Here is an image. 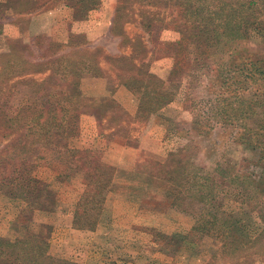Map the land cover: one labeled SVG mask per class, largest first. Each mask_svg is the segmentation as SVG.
I'll use <instances>...</instances> for the list:
<instances>
[{
	"label": "rangeland",
	"instance_id": "1",
	"mask_svg": "<svg viewBox=\"0 0 264 264\" xmlns=\"http://www.w3.org/2000/svg\"><path fill=\"white\" fill-rule=\"evenodd\" d=\"M146 4L136 3L135 11L122 10L116 17V0H97L85 20H75L72 10L61 5L20 17L14 23L0 20V53L6 52L9 43L16 40L32 47L37 60H54L62 55L63 65L57 66L59 72L52 76L61 91L59 103L63 110L56 109L55 116L63 117L64 125L58 129L62 143L67 149L89 150L95 153L92 158L99 157L114 167L113 191L106 195L99 224L93 232L71 228L74 205L84 192L85 180L80 174L68 172L64 179L52 181L59 199L56 211L51 214L35 211L28 224L19 222L23 203L1 196L0 236L15 239L25 229L36 231L39 225L47 224L52 226L49 255L79 264H234V256L220 253L222 239L202 238L193 233L191 217L170 207L173 197L170 190L175 186L147 175L158 170L156 163L164 162L169 153L180 150V166L192 163L202 178L220 165L218 173L209 179L217 197L212 204L219 206H214V211L231 212L233 238H241L245 245L262 231L259 217L261 214L264 217L261 209L264 143L251 147L235 143L228 134L233 135L237 125L264 129V120L258 114L264 108L257 112L238 110L240 102L259 105L264 99L258 97V88L253 84L247 89L243 87L244 94L240 92L231 98L222 93L224 87L220 82L223 77H230L227 61L233 57L252 61L264 71V26L261 30H247L245 39L227 43L224 52L208 51L206 63H201L202 68L194 72L190 69L193 65L190 67L185 60V53L177 47L180 36L173 27L176 19L178 23L180 19L176 3L169 2L168 7L159 11V17L153 18L158 28H153L150 34H141L147 44L143 63L150 75L165 83V93L172 102L136 123L139 94L118 84V77L135 75V71L117 70L112 62L115 57L129 53L135 35L141 32L134 21L137 14L146 10L150 13L146 17L152 19L153 11L159 9L155 4ZM260 15L264 21V12ZM49 42L57 46L48 47ZM188 52L191 58L192 46ZM175 60L179 61L176 65ZM222 62L224 68L220 66ZM17 69L13 67L14 71ZM43 75L47 78L49 72ZM46 89L47 95L55 91L50 85ZM31 95V90L17 87L9 104L10 113L15 114L22 105L33 102L29 99ZM67 96L80 105H70L65 100ZM101 99L109 102L107 108ZM228 102L234 109L232 114L222 113L219 108ZM228 114L236 118V125L224 117ZM41 116L39 122L46 118ZM34 127L39 131L38 126ZM56 130L54 124L49 128V132ZM3 146L0 144V148ZM44 157L47 163L55 160L56 154L47 152ZM188 171L184 170V175L192 179L194 172ZM239 190L245 198L238 201L235 197ZM245 199L249 202L241 204ZM199 204L200 201L196 204L198 209H206ZM170 238L177 244L171 254V247L162 249ZM226 247L229 249L230 245ZM253 252L259 253L253 256V264H264V248L254 246Z\"/></svg>",
	"mask_w": 264,
	"mask_h": 264
},
{
	"label": "trees",
	"instance_id": "2",
	"mask_svg": "<svg viewBox=\"0 0 264 264\" xmlns=\"http://www.w3.org/2000/svg\"><path fill=\"white\" fill-rule=\"evenodd\" d=\"M116 1L115 17L122 10L134 9L135 11L136 3H152L159 8L157 11H153L152 19L146 17L149 11H140L137 14L134 21L136 28H140L141 32L135 35L136 38L132 47H129V53L115 57L112 62L117 70L126 68L135 71V75L118 77V84L139 94V112L134 117L136 123L144 121L150 115L149 113L154 114L172 102L165 93V83L150 75L147 66L143 63L147 44L141 34L142 32L150 34L153 28H158L157 24H153V18L159 17V11L168 7L169 2L176 3L178 15H181L182 18L177 15L180 22L178 23L176 19L177 23L173 27L180 36L176 43L177 47L185 53V60L190 63V67L193 65V68H190L193 71L202 68L201 63H206L208 51L224 52L223 46L227 43L245 39L247 30L260 29L261 26H264V21L260 17V14L264 12V0ZM96 2L97 0H2L0 1V20L14 23L20 17L37 11L54 10L60 5L61 8L71 9L75 20H85L89 11L96 6ZM148 14L150 15V13ZM160 24L159 27L162 26V23ZM47 45L48 47L57 46L56 44L52 45V42ZM190 46H192L191 58L188 52ZM43 55L47 56L46 53ZM61 58L62 55L55 57L54 60H37V55L32 47H26L22 41L16 40L9 43L6 52L0 53V144H4L0 148V197L5 196L21 201L23 207L20 211L19 219L21 221L19 222L28 224L35 211L51 214L58 208L59 199L52 187V181L64 179L68 172L80 174L85 180V188L74 205L71 228L93 232L99 224L106 195L113 191L114 167L104 163L99 157L92 158L95 157V153L89 150L67 149L62 143L63 138L58 129L64 125L63 117L56 118L55 116L56 109L63 110L59 103V92L61 93V91L58 89L56 80L52 77L57 76L59 72L56 67L63 65ZM227 62L229 64L227 72L230 77L228 79L223 77L220 82V85L224 87L222 93L231 98L239 96L240 92L245 93L243 87L247 89L253 84L258 88V97L264 99L263 69L257 67L252 61H246L243 57L237 59L233 57ZM178 63L179 61L175 60V65ZM15 66L18 68L17 71L13 70ZM220 66L224 68L225 63L222 62ZM61 69L64 72L65 68ZM46 72H49L47 78L43 75ZM230 80L232 81L230 82ZM47 85L55 88L52 94H46ZM20 86L31 90L33 95L29 99L32 98L33 102L22 105L17 113L11 114L9 110L11 97ZM55 99L58 102H52ZM65 100L70 105H80L79 101L68 96L65 97ZM101 100L103 103L106 102L103 106L107 108L109 102ZM245 102H240L238 110L241 113L252 110L257 112L260 111V108H264V103L248 106ZM112 106L119 109L115 103H112ZM217 106L219 107V105ZM219 108H222V113L232 114L234 112L231 102ZM260 112L258 114L264 120V111ZM229 114L224 117L234 121L233 124L236 125V118ZM41 115L46 118L39 122ZM241 115L244 113L240 114V117ZM240 117L239 119H241ZM53 124L57 130L49 132V128ZM34 126H38L39 131L34 130ZM234 128L236 131L232 133L233 135L228 134V137L230 136L235 143L247 144L251 147L254 146V143L260 146L264 143L263 128L248 126L242 128L239 125ZM199 132L202 134V131ZM186 147L190 148V145ZM180 151L169 153L164 162L156 163L159 169L148 173L147 176H154L169 183L170 186H175L170 190L173 196L170 207L172 206L191 217L193 233L200 234L202 238L222 239L224 242H222L220 253L222 256H234L236 260L234 264H253V256L259 254L253 252V247L264 248V228L254 240L249 241L246 245L241 238H233L235 229L231 212L217 213L214 211L215 205L212 204L214 201L216 202L217 197L213 195L214 184L211 185L209 179L212 178L213 173H218L220 165L214 170L215 172L208 174L209 177L206 175L202 178L192 163L187 167L180 166ZM47 152L56 154L55 160L46 163L44 154ZM184 170H189L188 173L194 172L191 173L192 179L184 175L186 173ZM136 172L138 173V170ZM251 182L250 186H253V181ZM258 190L263 192L259 188ZM244 196L239 190L235 198L239 201L240 198L244 199ZM198 201H200L199 205H203L206 209H198L196 206ZM247 202L249 201L246 199L244 202L240 201L241 204H247ZM215 208H219V206H215ZM261 209L264 214V203H262ZM259 219L264 227L262 214ZM51 234L52 226L41 224L36 231L25 229L22 235L15 239L0 236V264H79L49 255ZM158 237L164 240L163 235ZM176 245L173 238H170L164 242L162 249L169 246L172 248L169 254L175 253ZM227 245H230L229 249L226 247Z\"/></svg>",
	"mask_w": 264,
	"mask_h": 264
}]
</instances>
